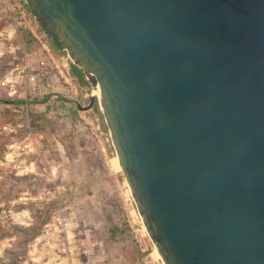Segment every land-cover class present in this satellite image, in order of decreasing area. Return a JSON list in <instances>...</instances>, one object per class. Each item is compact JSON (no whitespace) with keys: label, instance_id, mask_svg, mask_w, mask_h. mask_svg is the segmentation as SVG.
I'll return each mask as SVG.
<instances>
[{"label":"water","instance_id":"water-1","mask_svg":"<svg viewBox=\"0 0 264 264\" xmlns=\"http://www.w3.org/2000/svg\"><path fill=\"white\" fill-rule=\"evenodd\" d=\"M90 86L162 264H264V0H23Z\"/></svg>","mask_w":264,"mask_h":264},{"label":"rangeland","instance_id":"rangeland-1","mask_svg":"<svg viewBox=\"0 0 264 264\" xmlns=\"http://www.w3.org/2000/svg\"><path fill=\"white\" fill-rule=\"evenodd\" d=\"M6 29L12 30L4 24L0 26V31ZM26 34L27 31L24 37ZM11 45L17 47V35L0 37V80L12 68ZM88 89L89 95V84ZM6 92L0 88V159L6 140L1 127L17 123L18 117L17 107L12 108L7 102L17 99L8 97ZM95 107L98 108L94 105L92 110L80 114L84 120L76 114L64 119L63 124H58L54 113L47 116L49 107L36 114L44 146L53 165L58 166V198L66 213L71 214L72 264H162L140 222L104 119L94 113ZM78 124L81 130L76 132ZM44 183L40 178L17 181L0 167V206L13 212L11 220H0V264H17L26 258L29 240L43 229L54 210L57 197L42 191ZM39 252L44 255L48 251Z\"/></svg>","mask_w":264,"mask_h":264},{"label":"built area","instance_id":"built-area-1","mask_svg":"<svg viewBox=\"0 0 264 264\" xmlns=\"http://www.w3.org/2000/svg\"><path fill=\"white\" fill-rule=\"evenodd\" d=\"M0 23L12 29L10 32L7 29L0 31V37L17 35V47H9L13 55L12 68L0 80V88L7 91L8 97L17 99V103H10V106L17 107L18 114L17 123H6L1 127L8 142L0 159V167L6 169V174L19 180L42 179L45 182L42 191L54 193L57 197L55 208L40 235L28 242L27 257L17 264H72V219L58 198V166L53 165L54 160L44 146L42 126L34 125L31 114H40L49 107L47 116L54 113L58 124H63L64 119L69 118V113L74 111L84 120L85 117L80 114L85 111L75 106L76 102L84 106L81 102L84 92L74 82L66 53L39 28L23 0H0ZM25 31L34 44L32 49L24 37ZM37 31L40 33L37 34ZM12 213L11 208L0 206L1 221L11 220ZM41 249L48 252L41 255Z\"/></svg>","mask_w":264,"mask_h":264},{"label":"trees","instance_id":"trees-1","mask_svg":"<svg viewBox=\"0 0 264 264\" xmlns=\"http://www.w3.org/2000/svg\"><path fill=\"white\" fill-rule=\"evenodd\" d=\"M2 25H3V23H0V26H2ZM26 39L30 42V44H29L30 46L29 47H30V49H32L34 47V44L31 43L30 37L27 34H26ZM70 71H71V75H72V77L74 79V82L77 84V86L80 89H87L88 88V82L85 80L82 71L80 69H78L76 66L72 65L71 63H70ZM7 102H9V103H17V101H11V100H8ZM93 111H94L95 114L101 115L100 112H99V110H98V108L95 107L93 109ZM76 114H77L76 111L69 113V118L72 117V116H76ZM38 118L39 117H37L36 114H31V119H32L34 125H37L38 124L40 126L41 123L38 121ZM75 127L76 128L74 129V131L77 132V131H80L81 130L79 124L78 125H75ZM7 142H8V138L6 137V140L4 139V144H3V147L1 149V153L4 150V147L7 144ZM17 181H19V179H17ZM41 231L42 230L40 229L34 236H37L39 233H41Z\"/></svg>","mask_w":264,"mask_h":264},{"label":"crops","instance_id":"crops-1","mask_svg":"<svg viewBox=\"0 0 264 264\" xmlns=\"http://www.w3.org/2000/svg\"><path fill=\"white\" fill-rule=\"evenodd\" d=\"M87 90H89V89L88 88L87 89H81V92H84V95H83L84 98H82V101H81L84 105L87 103L88 97H89ZM85 112L87 113L88 111H85Z\"/></svg>","mask_w":264,"mask_h":264},{"label":"bare ground","instance_id":"bare-ground-1","mask_svg":"<svg viewBox=\"0 0 264 264\" xmlns=\"http://www.w3.org/2000/svg\"><path fill=\"white\" fill-rule=\"evenodd\" d=\"M157 254V253H156Z\"/></svg>","mask_w":264,"mask_h":264}]
</instances>
